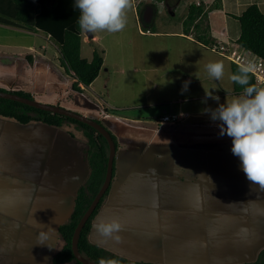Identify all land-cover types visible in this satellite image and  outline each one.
Returning <instances> with one entry per match:
<instances>
[{
    "label": "crops",
    "instance_id": "obj_1",
    "mask_svg": "<svg viewBox=\"0 0 264 264\" xmlns=\"http://www.w3.org/2000/svg\"><path fill=\"white\" fill-rule=\"evenodd\" d=\"M218 33L210 28V36L218 40H234L238 36L236 28ZM195 85L201 90L209 89L220 100L239 95L234 94L233 86L224 90L204 81ZM6 88L16 90L13 86ZM187 97L190 96H178L176 105L159 108L154 111L155 115L151 111L138 116H115L104 102L100 111L91 106H77L86 116L101 120L116 144L110 190L92 221L90 238L132 262L232 264L252 261L264 247V190L250 184L239 158L231 152V138L226 134L221 136L220 122L213 121L210 113L204 111L206 108L214 110L219 103L215 106L204 103L188 112L187 103L180 104L181 99ZM37 100L60 104V100L57 103L43 97ZM173 109L178 112L170 113ZM171 114L179 118L172 122L161 121L163 115ZM12 120L0 116V181L8 183L1 197L5 201L1 205L7 208L4 212L13 207L15 217L28 212L29 206L35 216L51 207L56 199L71 201L87 177L90 148L83 130L73 124L53 126L54 130L48 133L50 138L44 141L38 135L43 133V127L50 125L21 124ZM16 123L20 125H14ZM78 177H82L81 182L69 192L70 186L66 183ZM16 201H22L24 211H18ZM113 218L123 226L120 236L124 241L122 246H129L126 253L111 246L109 240L95 239L98 234L94 224L100 219ZM15 220L26 221L25 227L31 235L40 231L37 221ZM38 220L42 221L44 229L56 234L55 245L50 250L53 252L61 240L53 229L55 224L50 225L48 217ZM151 239L156 241L150 243L153 248L149 244ZM143 242L148 256L135 254L133 257L131 251L140 254ZM23 246L26 251L34 246V240ZM178 255H181L179 259ZM25 260L13 259V264H26Z\"/></svg>",
    "mask_w": 264,
    "mask_h": 264
},
{
    "label": "rangeland",
    "instance_id": "obj_2",
    "mask_svg": "<svg viewBox=\"0 0 264 264\" xmlns=\"http://www.w3.org/2000/svg\"><path fill=\"white\" fill-rule=\"evenodd\" d=\"M189 1L130 0V7L124 11L126 26L123 30L116 33L97 31L90 33L91 37L89 33L83 32L81 56L91 58L94 50H101L103 64L95 80L90 86H84L82 91L73 89L72 77L60 64L57 46L45 38L43 32L0 24V86L2 88L13 86L16 90L20 89L31 94L36 100L40 97L53 99L57 103L60 100L59 105H54L83 115L85 114L81 112L82 110L79 111L77 106H91L100 111L103 102L107 104L105 105L107 110L115 113V116L149 114L151 111L170 107L172 103L176 105L178 96L186 95L190 97L181 99L183 102L181 101L180 104L186 102L190 107L188 112H191L192 107L200 108L204 103L213 105L224 103L226 98L217 102L204 97V90L195 85L204 81L207 85L216 84L217 88L224 90L231 89L232 86L234 88V82L230 80L232 75L230 61L198 42L197 31L193 27L187 35L184 34L183 19ZM222 3L223 6L210 11L209 18L206 19L211 21L210 28L219 31V35L228 28H236L238 31L239 24L235 15L247 5L258 3L264 10V0H222ZM5 5L7 0H2L0 7ZM211 34L214 35L213 37L216 36L213 32ZM227 40L232 42L230 39ZM210 62H222L224 65V76L219 81L210 79L204 72V65ZM197 73L200 80L196 78ZM186 82L187 90L182 92ZM232 98L234 97L227 99ZM41 102L48 103L44 100ZM147 104L150 106L153 104L155 107L152 106L151 109ZM173 112L178 111L176 109L170 111ZM31 128L26 127V129ZM53 130V126L43 127L41 129L43 133H39L38 138L48 140L50 138L48 133ZM81 180L82 177L68 180L66 185L70 188L67 190L70 192L76 188ZM64 181L62 177L65 185ZM7 184L6 181H0V210H2L0 211V246H2L0 264H13V259L14 261L26 259V264H48L53 253L50 250L55 245L56 234L44 229L42 221L38 219L48 217L50 225L55 224L53 229L56 230L57 225L67 221L72 200L57 201L56 199L51 207L48 206L45 210L47 214L44 211L35 216L29 211L28 206V212H21L14 217L13 207L9 212H4L7 208L1 205L5 203L1 197ZM15 205L19 212L24 211L22 201H16ZM16 218L27 219L30 222L37 221L36 225L40 231L31 235L29 228L25 227L26 221H16ZM44 231L47 235L46 238H42L43 243H40L38 236ZM98 237L95 236V239ZM32 239L34 246L31 248L27 246L29 249L23 251L26 249L23 245L29 244ZM108 242L119 252L129 251V246H122L124 242L122 238L119 243L113 240ZM150 243H156L155 239L149 240ZM141 245L143 248L140 249V254L131 251L133 257L135 254L144 258L148 256V252L144 253L145 243ZM150 246L153 248L152 244ZM180 257L181 255H178L177 259Z\"/></svg>",
    "mask_w": 264,
    "mask_h": 264
},
{
    "label": "trees",
    "instance_id": "obj_3",
    "mask_svg": "<svg viewBox=\"0 0 264 264\" xmlns=\"http://www.w3.org/2000/svg\"><path fill=\"white\" fill-rule=\"evenodd\" d=\"M73 4L74 0H7V5L0 7L2 15L0 16V24L18 27L23 30L43 32L45 37L57 46L60 64L65 68L67 74L72 77L73 89L82 91L80 84L87 86L98 76L103 64L101 55L103 52L94 50L91 58L81 56L83 32L78 26L79 11L73 8ZM218 7H222V0H198V2L197 0H190L183 19L184 34L187 35L190 28L193 27L197 31L196 35L198 38L196 40L208 46L210 50H212L211 45L220 40L217 37L212 38L210 36V25L206 19L208 18V13L219 9ZM235 18L239 24V29L238 36L234 40L231 39L232 42L247 51L253 61H259L264 65L263 8L258 3H251L238 15H235ZM229 61L231 74L237 73L238 69L243 67L231 60ZM70 70L72 73H70ZM249 75L250 83L256 84L259 88H264L257 81L252 71ZM233 84L234 94H240L242 88L235 83ZM0 90L33 98L31 94L21 90H6L4 88H0ZM0 116L13 119L21 124L42 123L56 127L73 124L83 130L87 138V145L90 148L87 154V177L75 191L67 221L56 227L57 234L61 240L57 247L54 248L48 263L83 264L75 258L72 252L71 238L77 222L104 180L108 158V143L106 139L95 128L86 123L11 99L0 98ZM91 118L94 119L93 116ZM112 138L115 141L113 135ZM109 190L110 185L81 229L78 239L79 252L96 262L101 258H112L118 259L121 264H163L147 261L132 262L124 256L105 249L92 241L89 235L92 221L103 205V200ZM232 264H264V247L258 252L254 260Z\"/></svg>",
    "mask_w": 264,
    "mask_h": 264
},
{
    "label": "clouds",
    "instance_id": "obj_4",
    "mask_svg": "<svg viewBox=\"0 0 264 264\" xmlns=\"http://www.w3.org/2000/svg\"><path fill=\"white\" fill-rule=\"evenodd\" d=\"M130 7V0H74L73 8L79 11L78 26L81 32L107 31L116 33L126 26L124 11ZM204 72L210 79L219 81L224 76L222 62L204 65ZM251 68L240 67L230 80L242 88L232 99H225L217 108L204 109L213 121L220 122V135L232 140L231 152L240 160V167L251 185L264 190V88L250 83ZM196 78L200 80L199 73ZM187 82L182 92L186 91ZM205 97L219 102L220 97L205 89ZM203 175V174H201ZM96 233L103 240L121 241L123 226L118 219H100L94 224ZM45 233L38 239L43 243ZM98 264H121L118 259L101 258Z\"/></svg>",
    "mask_w": 264,
    "mask_h": 264
},
{
    "label": "water",
    "instance_id": "obj_5",
    "mask_svg": "<svg viewBox=\"0 0 264 264\" xmlns=\"http://www.w3.org/2000/svg\"><path fill=\"white\" fill-rule=\"evenodd\" d=\"M89 36L91 37L90 33H89ZM0 98L11 99V100L18 101L26 105L35 107V108L66 115L70 118L76 119L80 122L88 124L89 126H92L93 128H95L97 132H99L106 139L108 143V158H107L104 180L101 186L99 187L97 193L93 197L92 201L90 202L89 206L87 207V209L84 211L83 215L80 217L79 221L77 222L76 227L72 234V238H71L72 252L77 260H79L83 264H98V262L85 257L81 252H79L78 239H79L81 229L83 228V225L85 224L89 216L92 214L100 198L102 197V195L108 188L111 177H112L113 161H114L115 152H116V144L112 138V134L110 133L108 128L105 126V124L101 120L92 119L89 116L74 112L72 110L63 108L58 105L44 103L34 98H28V97H24L14 92L2 91V90H0Z\"/></svg>",
    "mask_w": 264,
    "mask_h": 264
},
{
    "label": "built area",
    "instance_id": "obj_6",
    "mask_svg": "<svg viewBox=\"0 0 264 264\" xmlns=\"http://www.w3.org/2000/svg\"><path fill=\"white\" fill-rule=\"evenodd\" d=\"M211 49L243 67H250L257 81L264 87V65L259 61H253V59L249 57V53L240 48L236 43L220 40L212 44ZM178 118L179 115L171 114L163 115L160 119L163 122H172Z\"/></svg>",
    "mask_w": 264,
    "mask_h": 264
}]
</instances>
